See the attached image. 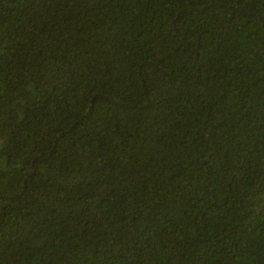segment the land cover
I'll list each match as a JSON object with an SVG mask.
<instances>
[{"label":"trees","instance_id":"1","mask_svg":"<svg viewBox=\"0 0 264 264\" xmlns=\"http://www.w3.org/2000/svg\"><path fill=\"white\" fill-rule=\"evenodd\" d=\"M0 264H264V0H0Z\"/></svg>","mask_w":264,"mask_h":264},{"label":"water","instance_id":"2","mask_svg":"<svg viewBox=\"0 0 264 264\" xmlns=\"http://www.w3.org/2000/svg\"><path fill=\"white\" fill-rule=\"evenodd\" d=\"M148 101H149V96L147 95ZM36 161V160H35Z\"/></svg>","mask_w":264,"mask_h":264}]
</instances>
